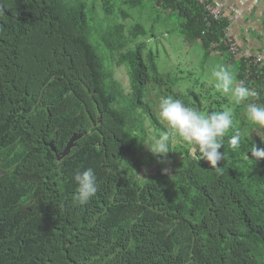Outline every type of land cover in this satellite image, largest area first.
Returning <instances> with one entry per match:
<instances>
[{
	"label": "trees",
	"instance_id": "16d2710c",
	"mask_svg": "<svg viewBox=\"0 0 264 264\" xmlns=\"http://www.w3.org/2000/svg\"><path fill=\"white\" fill-rule=\"evenodd\" d=\"M118 1L0 0V264H264V160L250 154L252 143L264 147V129L242 103L231 108L241 146L231 147L229 132L219 168L171 137L161 163L147 148L171 130L155 102L193 104L158 72L140 42L145 28L129 26L133 14L120 8L175 16L183 42L225 54L257 104L264 76L227 55L228 21L206 28L194 0ZM214 103L210 112L230 108L226 98ZM88 168L98 191L78 206L73 176Z\"/></svg>",
	"mask_w": 264,
	"mask_h": 264
},
{
	"label": "clouds",
	"instance_id": "9594fccd",
	"mask_svg": "<svg viewBox=\"0 0 264 264\" xmlns=\"http://www.w3.org/2000/svg\"><path fill=\"white\" fill-rule=\"evenodd\" d=\"M214 87L218 92L229 95L233 104L239 106L245 104V116L247 121L264 129V104L253 102L259 97V93L246 86L243 80L237 79L236 72L227 65L217 64L211 70ZM159 116L167 122L171 133L165 131L151 138V144L147 148L154 156L165 158L169 153L170 135H176L191 150L199 152L201 159L207 161L211 168H219L218 164L224 159L223 148L225 136L233 149L241 146V132L235 130L234 113L231 108L222 111L202 113L194 107L186 106L180 99H174L171 95L161 97L159 101ZM251 156L256 161L264 160V147H257L252 143ZM167 172V169H164ZM73 180L76 190L73 200L78 206L86 205L95 197L98 191L97 178L93 169L77 170Z\"/></svg>",
	"mask_w": 264,
	"mask_h": 264
},
{
	"label": "rangeland",
	"instance_id": "374dc122",
	"mask_svg": "<svg viewBox=\"0 0 264 264\" xmlns=\"http://www.w3.org/2000/svg\"><path fill=\"white\" fill-rule=\"evenodd\" d=\"M111 2L114 5L119 3L118 0H111ZM120 9L133 14L129 26L136 23L143 25L147 36L139 37L140 42L145 43L147 48H152L156 54L155 63L158 72L169 74L172 79L177 80L174 91L179 90L186 95L193 107L201 112L208 113L215 107L214 102L223 98L228 100L230 108L236 106L232 103L229 95L218 92L215 89L214 80L211 77V70L217 64L227 65L236 71V65L230 63L225 55L221 56L217 53H211L206 56L197 42L192 43L191 46L186 45L177 31L178 19L175 16L161 18L164 15L156 13L150 6L145 7L143 10L130 9L127 6ZM119 22H121V18H119ZM114 77L122 84L124 92L128 94V77L125 69L123 67L114 68ZM155 103L154 111L159 114V102ZM159 122L165 128L167 127L168 130H171L167 122L162 120L160 116ZM148 130L149 137H151L152 128H148ZM256 133L258 132L256 131ZM170 137L173 139L171 142L173 146L181 140L176 135H170ZM193 153L191 150V154ZM154 174L155 171L151 169L146 171V173L143 172L145 176L142 175L140 178Z\"/></svg>",
	"mask_w": 264,
	"mask_h": 264
},
{
	"label": "crops",
	"instance_id": "0c3cea01",
	"mask_svg": "<svg viewBox=\"0 0 264 264\" xmlns=\"http://www.w3.org/2000/svg\"><path fill=\"white\" fill-rule=\"evenodd\" d=\"M209 1L221 4L227 15L230 14L231 6L242 9V16L230 23L229 32L238 41L241 49L252 53H264V0Z\"/></svg>",
	"mask_w": 264,
	"mask_h": 264
},
{
	"label": "built area",
	"instance_id": "2783aa9c",
	"mask_svg": "<svg viewBox=\"0 0 264 264\" xmlns=\"http://www.w3.org/2000/svg\"><path fill=\"white\" fill-rule=\"evenodd\" d=\"M203 9L204 23L206 28H211L215 24L228 21V26L224 29V37L220 40V44L226 48L227 55L233 61H243L251 67H258L260 75L264 76V53H252L240 48L238 41L230 34V23L237 21L242 16V9L231 6L230 14L227 15L223 6L219 3L209 0H194ZM230 17V19H229Z\"/></svg>",
	"mask_w": 264,
	"mask_h": 264
},
{
	"label": "water",
	"instance_id": "95a60500",
	"mask_svg": "<svg viewBox=\"0 0 264 264\" xmlns=\"http://www.w3.org/2000/svg\"><path fill=\"white\" fill-rule=\"evenodd\" d=\"M81 137H82V135H78V134L73 135L72 138L68 141V143H67L65 149L62 151V153L56 155L57 160H60L63 157H65L68 154V152L71 150V148L74 146V143ZM48 146L50 148L53 147L52 143H49Z\"/></svg>",
	"mask_w": 264,
	"mask_h": 264
}]
</instances>
